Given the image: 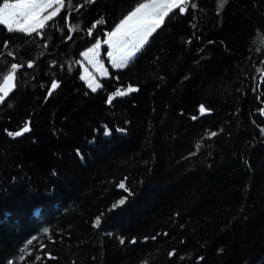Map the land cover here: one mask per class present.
I'll return each instance as SVG.
<instances>
[{"label": "trees", "instance_id": "obj_1", "mask_svg": "<svg viewBox=\"0 0 264 264\" xmlns=\"http://www.w3.org/2000/svg\"><path fill=\"white\" fill-rule=\"evenodd\" d=\"M150 1L0 25V83L21 66L0 103V264H264V0L174 9L92 92L82 53Z\"/></svg>", "mask_w": 264, "mask_h": 264}, {"label": "snow or ice", "instance_id": "obj_2", "mask_svg": "<svg viewBox=\"0 0 264 264\" xmlns=\"http://www.w3.org/2000/svg\"><path fill=\"white\" fill-rule=\"evenodd\" d=\"M86 2H94V0H86ZM226 2L227 0H220L219 7L222 9L223 4ZM0 3H2V7H0V25L6 26V30L9 33L18 32L27 36H31L33 33L38 34L39 30L44 29L47 22L53 20L65 6V0H15V2L0 0ZM54 5L58 6L54 7ZM82 7L83 5H81V8ZM189 7L193 9L197 7L194 0H152L150 4H140L115 26L114 30L108 34L109 39L105 42L111 44L114 37L128 35L139 37L138 42L133 46V50L129 52V56H132L135 54V51L147 42V38L163 25L165 18L168 17L170 13H173L174 9H178V14H186ZM50 8L53 10L48 12L47 15H43V13L47 12ZM76 10L79 11V9ZM99 23H101V21H96V23L92 25V28H95L96 24ZM89 33L91 34V29ZM68 39H71V36H69ZM7 46L8 44L5 42L4 47L7 48ZM99 47L100 43L97 42L94 48L82 53V55L88 58L89 54L94 53ZM8 55H12V53H8ZM109 56H112L111 52H109ZM113 63H115V60H113ZM127 63L128 60L124 58L120 63H115V66L117 68H122L125 67ZM19 67L21 66L18 64H11L8 74L2 77V83H0V93H2V95H0V103L5 101V98L9 96V93L12 92L15 87L14 78ZM27 67H33V63L29 62ZM81 78L84 79V77ZM58 86V83L53 81L48 95L51 96L52 91L58 88ZM88 87L92 92H95L101 85L90 81ZM135 91H137V89L129 85L125 91L118 90L114 95H110L107 102L111 103L115 97L124 96ZM206 111L205 107L201 105L199 108L200 115H204ZM261 111L264 112V109ZM196 118L197 117H193V119ZM29 131L30 128L25 125L20 131L8 132L7 134L12 137H19ZM262 132H264V129H262ZM104 134L109 135L110 131L106 129ZM211 135L215 136L216 133L213 132ZM118 186L125 192L128 191L124 182L119 183ZM123 204H125L124 198L113 204L112 208L115 209ZM99 224L100 218L98 217L94 226H99ZM44 232L47 233L48 229H44ZM123 242L124 241L121 240V243ZM28 243L31 244L32 240H29ZM35 259L40 260V257L37 256ZM49 259H55V257L49 256Z\"/></svg>", "mask_w": 264, "mask_h": 264}, {"label": "rangeland", "instance_id": "obj_3", "mask_svg": "<svg viewBox=\"0 0 264 264\" xmlns=\"http://www.w3.org/2000/svg\"><path fill=\"white\" fill-rule=\"evenodd\" d=\"M15 2V1H10ZM152 0L145 4H150ZM58 5H54L57 7ZM53 9H48L47 12H44L43 15H47L48 12H51ZM153 35V34H152ZM151 35V36H152ZM147 38V42L149 41L150 37ZM109 37L107 36L104 40H100V47L95 50L94 53H90L88 58L83 56L81 61V68H82V77H84V81L88 83L91 81L93 83H100L101 79L106 78L109 76L110 71L109 67H113L114 69H123L128 66V64L135 59V57L141 52L143 47L147 44V42L140 47L135 54L129 56V52L133 50V46L138 42L139 37H134L132 35L123 36V37H114L112 43H106ZM127 45V46H125ZM94 48L92 46L90 49ZM89 50V49H88ZM86 50L85 52H87ZM109 52L112 53V56H109ZM126 58L128 63L125 67L117 68L115 63H120L122 59ZM115 60V63H113ZM101 88V87H100ZM98 88L97 90H99Z\"/></svg>", "mask_w": 264, "mask_h": 264}, {"label": "water", "instance_id": "obj_4", "mask_svg": "<svg viewBox=\"0 0 264 264\" xmlns=\"http://www.w3.org/2000/svg\"><path fill=\"white\" fill-rule=\"evenodd\" d=\"M14 84H15V86H16V77L14 78ZM14 90H15V87L13 88L12 92H13ZM12 92H10L9 95H10ZM0 95H2V93H0Z\"/></svg>", "mask_w": 264, "mask_h": 264}]
</instances>
